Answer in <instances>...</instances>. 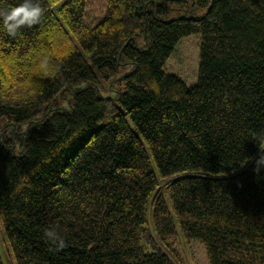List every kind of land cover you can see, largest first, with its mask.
<instances>
[{"label":"trees","instance_id":"trees-1","mask_svg":"<svg viewBox=\"0 0 264 264\" xmlns=\"http://www.w3.org/2000/svg\"><path fill=\"white\" fill-rule=\"evenodd\" d=\"M157 2L205 12L159 19ZM38 3L39 24L0 29L12 130L0 137V225L14 264H181L177 225L209 264H264V0ZM192 35L190 87L165 64ZM109 82L114 96L101 93Z\"/></svg>","mask_w":264,"mask_h":264},{"label":"rangeland","instance_id":"rangeland-1","mask_svg":"<svg viewBox=\"0 0 264 264\" xmlns=\"http://www.w3.org/2000/svg\"><path fill=\"white\" fill-rule=\"evenodd\" d=\"M161 2L156 4L148 5V12H155L159 19H173L186 14L192 15L193 17H201L205 10L196 8L193 4H189L184 7H177L172 3L168 2V5L160 9ZM199 35H192L187 38L182 39L175 47L174 52L168 58L165 64L166 70L174 75L179 76L187 86H194L198 81V65H199ZM137 45L142 47L144 44L141 40H137ZM130 65H125L121 67L119 75L123 74L130 69ZM118 83L109 82L101 85V93L103 95L114 96ZM85 86V83L79 84V88ZM6 122L4 120L0 121V137L4 132L11 135ZM169 209L172 211L171 206ZM177 237L171 241L174 248H176L179 256L182 259L181 264H209L206 256L205 249L203 246L196 242H187L177 225ZM0 260L2 264H14L9 252L5 248L3 241V228L0 225Z\"/></svg>","mask_w":264,"mask_h":264},{"label":"clouds","instance_id":"clouds-1","mask_svg":"<svg viewBox=\"0 0 264 264\" xmlns=\"http://www.w3.org/2000/svg\"><path fill=\"white\" fill-rule=\"evenodd\" d=\"M42 14L43 9L38 0H20L15 6L0 9V29L8 36L15 37L23 27H32L39 24ZM253 139L260 149V154L255 158L254 163V171L259 174L264 169V147L260 146L264 141L255 137ZM248 159L239 162V164L243 166L248 162ZM45 235L56 246L57 250L65 247V240L56 233L47 231Z\"/></svg>","mask_w":264,"mask_h":264}]
</instances>
